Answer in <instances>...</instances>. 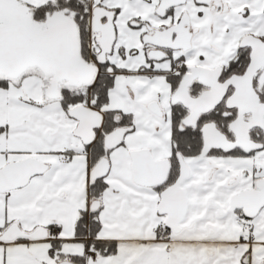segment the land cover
I'll return each instance as SVG.
<instances>
[{
    "label": "snow or ice",
    "instance_id": "1",
    "mask_svg": "<svg viewBox=\"0 0 264 264\" xmlns=\"http://www.w3.org/2000/svg\"><path fill=\"white\" fill-rule=\"evenodd\" d=\"M0 264H264V0H0Z\"/></svg>",
    "mask_w": 264,
    "mask_h": 264
}]
</instances>
